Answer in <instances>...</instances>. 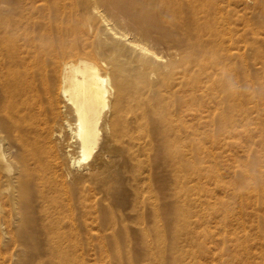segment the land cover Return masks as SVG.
<instances>
[{"label":"bare ground","instance_id":"1","mask_svg":"<svg viewBox=\"0 0 264 264\" xmlns=\"http://www.w3.org/2000/svg\"><path fill=\"white\" fill-rule=\"evenodd\" d=\"M241 1L0 0V233L13 264H81L107 230L132 239L129 264H201L210 236L194 227L218 213L221 251L264 264L247 235L258 227L263 255L264 145L233 170L240 180L216 167L264 136L247 125ZM199 176L231 186L239 215L224 196L206 203L216 190Z\"/></svg>","mask_w":264,"mask_h":264},{"label":"rangeland","instance_id":"2","mask_svg":"<svg viewBox=\"0 0 264 264\" xmlns=\"http://www.w3.org/2000/svg\"><path fill=\"white\" fill-rule=\"evenodd\" d=\"M242 1L240 2V5H239V9H241L240 10V15H241L240 16L241 18L240 28L242 27L241 33L244 38L243 39L244 40L243 41V47H244L243 51L245 54V61L248 64V68L247 67L246 69L244 68L243 73H242L243 84H246L245 82L247 81V78L249 77L251 81L253 82V86L255 90V98L253 99L252 102H247L248 114H249L247 117L248 118L247 125L251 129H255V130L257 129L256 131L258 132V130L260 131V128L262 126L264 127V101H263L264 100V9L260 8L261 5H264V0H242ZM164 43L162 45L161 42L156 43V44L151 42L150 45L153 44L154 46H156V47L154 46L152 47L154 49H157L156 50L157 52L159 51L162 54H166L168 52L169 46H166L167 43L165 44ZM165 48L167 49V51ZM249 110L251 111L250 113H249ZM263 135H264V132H263ZM236 139L238 141H241V139L243 140L245 138L241 137V138H236ZM259 139H260V133H257L255 137V142L253 143L251 150L247 151V148L245 146L238 147L236 149L231 150V152L225 151L224 153L219 154L217 156L218 166L216 167L219 169L218 172L222 174V177H224L223 179L226 181L228 185L233 183L237 179L238 180L241 179L239 177V172L233 173V170L244 167V163L249 153H250V157H254L260 160L259 157L257 156V152L262 151L261 147L264 145V136H263V140H259ZM204 141L205 140H202V142ZM244 141L245 140L241 142L244 143ZM207 144H209V142ZM211 159H212L211 156L210 157L207 156L205 158L196 157L195 158L196 166L200 168H205V166L208 167L209 165L213 164L211 163ZM220 160H222L223 162ZM259 163L263 165L264 167L263 159H261ZM194 183L197 186L203 187L204 190L206 189L207 190L212 189L213 191L216 190L214 191V194L212 195V197H210V195H207L206 203L208 201L209 202L211 201L210 204H214L215 206H217L219 205L217 204L218 202L217 197L224 196L229 201V205L231 208H233L235 215L236 216L239 215V207H236L238 205L232 201L231 186H229L230 188L228 186H225V191H221L219 186L216 185L215 181L206 179L205 176L197 177ZM219 190L221 192H219ZM127 191H128L127 193H130V194H126V196L129 195L130 198L126 199L129 196L128 197L125 196V199L126 201L130 200L129 202L131 203L134 197L133 190H131V188L129 187ZM246 196H247L246 193L242 194V197L247 198ZM129 202L128 203L126 202V203L130 204ZM260 206L262 207V205ZM252 210H253V207L248 208L249 212H251ZM261 213L263 217H261L260 225H261V229L264 230V210ZM209 216L210 215L206 217L207 221H205V223L202 222L200 224L195 225L194 227L196 232L201 233V234H205L208 232L209 233L208 235L210 236L209 238H205V254L203 255L204 256L203 258L198 259L199 262L201 264H222V263H229V264H241L242 263L244 264V262L238 260L237 258H234V257L231 258V256L228 255V253L226 254L224 250L221 251L223 246L225 247V243L222 241L221 235L224 231H226L221 226L222 213H218L216 214V216H213V218H210L211 221L208 220ZM246 219H247L248 225L251 224L253 220H254V224L258 223L257 221L258 219L255 216H247ZM129 223L131 224L130 226L134 224L133 221H130ZM226 229L229 231H235V232H239V234H242L241 229L236 224V221L229 223L226 226ZM257 233H258V227L254 229H250V230L248 229L247 235L249 236L248 238L250 239V242L252 244L251 250L252 248L255 247V249L252 250L253 256L254 257L257 256V258H255V262L256 260H258V262L262 263L264 260V254L261 256L256 255V252L258 254L259 251L261 250L260 246L256 244V240H257L256 234ZM230 235H233V233ZM2 236L3 235L0 233V256H1L0 264H2V262L3 264H13L15 259H12V260L10 259H11V255H13L14 253L15 243L13 242L12 237L9 234L7 235V237L3 236L4 239ZM96 239H97L96 240L97 246L95 248H90L87 244H84L83 249L82 250L80 249L78 251V256H79V260L81 261V264H93V263L94 264H129L126 261L127 254H126L125 248H127L128 246L129 247L132 246L131 244L132 239L128 240L125 237H122V238L120 237V238L115 239L111 236L110 230H107L106 232H99V235ZM226 242H227L226 245L230 243L229 240ZM45 259H46L45 256L40 259H35L33 261V264H40ZM118 259H122L123 261L119 262L117 261Z\"/></svg>","mask_w":264,"mask_h":264}]
</instances>
